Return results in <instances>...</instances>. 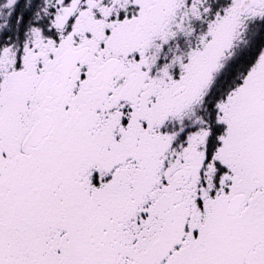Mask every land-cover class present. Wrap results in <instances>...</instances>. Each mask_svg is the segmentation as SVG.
Listing matches in <instances>:
<instances>
[{
    "label": "snow or ice",
    "instance_id": "snow-or-ice-1",
    "mask_svg": "<svg viewBox=\"0 0 264 264\" xmlns=\"http://www.w3.org/2000/svg\"><path fill=\"white\" fill-rule=\"evenodd\" d=\"M0 264H264V0H0Z\"/></svg>",
    "mask_w": 264,
    "mask_h": 264
}]
</instances>
